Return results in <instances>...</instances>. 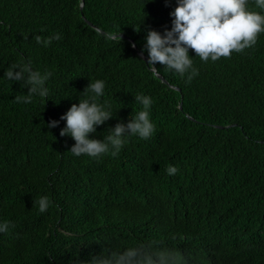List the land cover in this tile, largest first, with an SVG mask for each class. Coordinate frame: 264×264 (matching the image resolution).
I'll return each instance as SVG.
<instances>
[{
  "label": "trees",
  "instance_id": "16d2710c",
  "mask_svg": "<svg viewBox=\"0 0 264 264\" xmlns=\"http://www.w3.org/2000/svg\"><path fill=\"white\" fill-rule=\"evenodd\" d=\"M175 6L0 0V264H264V33L214 62L190 50L191 82L156 65L165 83L140 54L148 30L170 29ZM28 59L53 73L49 96L17 102L28 89L2 77ZM97 79L113 119L91 138L142 110L139 94L152 99L155 131L116 156L76 157L59 135L65 122L47 124Z\"/></svg>",
  "mask_w": 264,
  "mask_h": 264
},
{
  "label": "clouds",
  "instance_id": "9594fccd",
  "mask_svg": "<svg viewBox=\"0 0 264 264\" xmlns=\"http://www.w3.org/2000/svg\"><path fill=\"white\" fill-rule=\"evenodd\" d=\"M175 8L170 12L171 27L161 34L148 30L144 37L142 54L147 53L146 65L158 71L156 65L169 72L187 76V81L198 75L193 67V50L202 62L217 61L229 57L233 52L240 53L256 43L257 36L264 33V0H254L255 8L249 10V0H175ZM108 39H119L120 36L108 35ZM61 39L60 34L42 38L35 36L37 44L48 47L53 40ZM32 61L28 59L12 64L2 79L20 82L27 88V94L16 97L17 102L31 103L34 96L47 99L49 89L47 81L53 73L33 70ZM105 95V82H89L81 96L83 99L73 103L59 121L52 120L48 128H56L60 121L65 126L60 130L61 137H70L74 144L68 152L73 156L86 155L97 158L104 154L116 156L127 143L129 137L147 140L155 131L150 117L151 97L139 94L134 97L142 110L132 114L127 122H118L108 129L103 139L91 138L98 127L113 119L111 105L101 98ZM178 169L168 165L167 175H175ZM39 211L45 212L50 200L41 196L37 201ZM9 228V222L0 221V233ZM131 254V253H130Z\"/></svg>",
  "mask_w": 264,
  "mask_h": 264
},
{
  "label": "water",
  "instance_id": "95a60500",
  "mask_svg": "<svg viewBox=\"0 0 264 264\" xmlns=\"http://www.w3.org/2000/svg\"><path fill=\"white\" fill-rule=\"evenodd\" d=\"M83 1V0H82ZM81 6H83V2H82V4H81ZM89 23V22H88ZM90 24V23H89ZM90 26H92V27H94L92 24H90ZM133 47L135 48V45L133 44ZM140 56L143 58V59H147L146 58V56L144 55V54H140ZM152 71L163 81V82H165L166 83V81L162 78V76H160L159 74H157V72H156V70H153L152 69Z\"/></svg>",
  "mask_w": 264,
  "mask_h": 264
}]
</instances>
